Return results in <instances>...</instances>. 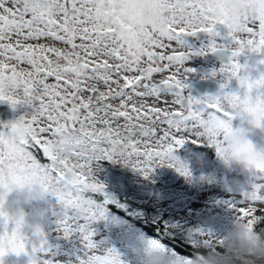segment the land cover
Listing matches in <instances>:
<instances>
[{
	"label": "snow or ice",
	"instance_id": "1",
	"mask_svg": "<svg viewBox=\"0 0 264 264\" xmlns=\"http://www.w3.org/2000/svg\"><path fill=\"white\" fill-rule=\"evenodd\" d=\"M31 2L46 10L36 14L29 0L23 6L21 0H0V100L12 107L36 101L31 116H21L5 125L9 131H0V258L24 253L28 264H57L59 256L40 226L33 227L34 239L29 240L21 232L23 217L10 218L4 210L5 191L36 170L67 185V192L56 196L60 210L53 213L55 231L64 238L78 236L79 250L72 253L78 264H123L115 249L100 247L93 239L91 225L103 213L91 194L102 193L105 186L92 165L124 157L147 177L154 163L177 166L172 153L185 141L206 140L214 147L213 125L221 117L231 118L227 106L239 97L233 92L186 95V74L194 70L183 63L186 52L179 38L196 32L218 35L214 26L220 24L228 29L233 57L245 48L259 51L264 48V0ZM236 4L255 7L233 15ZM48 40L54 43L41 42ZM218 47L224 45L210 40L202 51ZM242 67L230 57L218 69L223 74L220 87ZM154 75L162 78L154 80ZM245 86L249 92L264 87V74L247 78ZM248 169L250 188L227 206L246 230L257 231L264 224V160L250 161ZM178 170L187 174V169ZM192 232L189 257L197 245L219 248L210 232Z\"/></svg>",
	"mask_w": 264,
	"mask_h": 264
},
{
	"label": "rangeland",
	"instance_id": "2",
	"mask_svg": "<svg viewBox=\"0 0 264 264\" xmlns=\"http://www.w3.org/2000/svg\"><path fill=\"white\" fill-rule=\"evenodd\" d=\"M218 32L217 30L216 33ZM250 53L251 51L247 48L238 53V55L248 54L243 60L236 58L243 65L238 75L257 79L261 74H264V63L257 62L252 55L249 57ZM212 64L211 62H203V60L194 56L191 65L186 64L194 71L186 74L184 82L194 81L200 75L213 77L210 75L213 71L205 72V67L212 66ZM161 78L160 75L153 77L154 80ZM222 78V73L220 75L216 73L215 79L219 85L223 82ZM218 92L242 94L243 89L240 88L237 79L231 77L224 88L219 87L217 91L209 95H215ZM184 93L187 94L186 89H184ZM251 94L254 96L259 94L264 99V87L254 89ZM168 99L171 101L172 98L169 97ZM3 101L9 103L6 100H0V103ZM148 103L151 105L153 103L152 99H149ZM35 104L36 101H33L32 105L17 103L15 107H12L14 108L12 118L11 116L0 118V131H9L5 125L14 122L21 116L25 118L31 116ZM9 106L11 105L9 104ZM155 106L164 107L161 103H156ZM1 111H3V108ZM0 114L2 113L0 112ZM234 121L237 123H234ZM119 122L123 123L122 120ZM237 125L247 130L248 138L256 148L264 149V124L257 127L250 123L246 114L242 113L240 116L233 118V126ZM178 148H175L172 153L176 158L177 166L170 167L168 163H154L151 165V171L147 177L139 170L124 166L119 160H108L110 165L107 167L96 162L100 167L95 175L99 181L105 183L102 193L108 199L114 200V183L120 187L124 199L129 195L137 198V201L150 197L151 199L149 200L155 203L156 208L171 212V221L175 224L176 232H185L181 233L182 236L177 237V239H175L176 237L170 238L168 241L162 240V237L141 236L135 231L128 229L126 224L114 221L112 214L107 212L102 206H99L103 214L100 218L93 221L91 225L94 233L93 239L100 247L115 249L123 264H139L143 253L142 246L146 242L157 243L159 248L165 253L172 252L177 254L167 242L177 240L180 244H190V241L194 239L195 233L192 232L194 229L210 232L214 237L222 234L232 218L226 214L234 213V210L229 208L227 203L238 201L241 198V191L247 190L251 186L253 176L250 169L235 165L225 167L218 156L211 161L202 153H195L184 162L175 153ZM178 168L187 169V174H184ZM215 173L218 174V177H214ZM208 178L213 180L209 181ZM124 181H129V185H124ZM153 188L157 192L156 195H153ZM7 205H11L14 211L19 208L25 212V223L21 228V232L25 236L34 226L39 225L44 233H48L47 241L51 251L55 252L59 257L73 258L72 253L79 250L80 243L76 234L64 238L55 231L54 221L56 216L53 213L59 212L60 205L54 195H48L42 200L24 203L15 199V191H13L5 201L4 207ZM26 226H28V231H24ZM7 255L8 253L0 258L3 264H6ZM12 255L13 264H28V256L24 253L19 255L13 253ZM179 256L181 259L187 257Z\"/></svg>",
	"mask_w": 264,
	"mask_h": 264
},
{
	"label": "clouds",
	"instance_id": "3",
	"mask_svg": "<svg viewBox=\"0 0 264 264\" xmlns=\"http://www.w3.org/2000/svg\"><path fill=\"white\" fill-rule=\"evenodd\" d=\"M24 0H21L23 6ZM29 6L35 7L36 14L46 10L45 5L33 4L29 0ZM56 7V5H52ZM255 6L245 4H236L232 6L233 15L237 12L243 13L246 9L251 12ZM142 39V37L137 38ZM242 94L235 93L238 101H233L228 107L231 112V118L221 117L220 121L213 125L214 127V149L225 167L240 166L249 167L252 160H264V149L256 148L248 138V132L245 128L237 125L233 126V118L246 114L250 123L258 126L257 122H264V104L258 103L257 96L246 88L247 76L236 75ZM215 78V77H213ZM259 78V77H258ZM257 78V79H258ZM204 143H207L205 140ZM218 144L219 151H216ZM124 166L131 167L130 162L124 157H118ZM163 163H168L164 161ZM100 167L99 164L92 165L93 174ZM7 169L4 175L7 176ZM96 176V175H95ZM67 185L57 183L54 179H50L46 173L33 170L25 174V178L11 186L10 190H6L4 194V204L10 193L15 191V199L30 203L36 200H42L48 195H62L67 192ZM5 212L10 218L24 217L25 212L17 209L9 213L4 207ZM230 215L232 218L223 233L216 236V240L220 242L219 248L215 249L203 248L197 245L193 249L194 254L191 257L181 259L179 254L172 252L165 253L157 243L146 242L142 248L143 253L139 260V264H264V231H248L243 226L242 221L235 218V214ZM57 264H78L74 258L57 257Z\"/></svg>",
	"mask_w": 264,
	"mask_h": 264
},
{
	"label": "trees",
	"instance_id": "4",
	"mask_svg": "<svg viewBox=\"0 0 264 264\" xmlns=\"http://www.w3.org/2000/svg\"><path fill=\"white\" fill-rule=\"evenodd\" d=\"M2 108L3 111H1ZM0 112L2 113L0 114V118L3 116H11L12 118L14 108L9 106V103L3 101L0 103ZM234 123L237 122L234 121ZM175 153L177 157L184 162H186L185 160L190 158L195 153H202L211 161L215 160L217 157L214 147H210L206 143L193 144L191 141H185L183 145L175 150ZM39 155L40 159L43 161L44 158L42 154ZM97 163L104 167L110 165L108 160H100L97 161ZM214 177H218V174L215 173ZM208 180L211 181L213 179L208 178ZM103 184L105 186L104 182ZM123 184L128 186L129 181H124ZM114 185V200L108 199V197L103 193L91 194L97 205L102 206L107 212L112 214L114 221L126 224L128 229L135 231L141 236L162 237V240L166 241L175 237V239H177V237L182 236L181 233H185L184 231H179L178 233L176 232L175 224L171 221V212L169 210L156 208L155 203L152 200H149L151 199L150 197L137 201V198L129 195L126 199H124L120 187H118L116 183H114ZM152 192L153 195L157 194L155 189ZM261 229H264V224L258 225L256 230L260 231ZM167 243H169L172 247L171 249L179 255L189 257L192 252L190 244H180L177 240ZM216 250L222 251L221 248H217Z\"/></svg>",
	"mask_w": 264,
	"mask_h": 264
},
{
	"label": "flooded vegetation",
	"instance_id": "5",
	"mask_svg": "<svg viewBox=\"0 0 264 264\" xmlns=\"http://www.w3.org/2000/svg\"><path fill=\"white\" fill-rule=\"evenodd\" d=\"M7 6H11V3L9 2V4ZM217 30L219 32H218V35H215V36L210 35L209 33H206V32H196V33L191 34V35H181V37L179 38L180 47L182 49H184L185 52H186V59L183 61L184 65H186V64H190L191 65L192 58L194 56H196V57L200 58L201 60H203V62H211V63H213L212 66L205 67V72L209 73V72H212L214 70H217L216 73H218V75H220V72L218 71L219 66L227 64L228 62L227 63H222L221 62L222 60L220 61V60H216L214 58L213 59L209 58V57H207L206 53L211 52V51H208V52H203L202 51V48L206 47L210 40L215 41L218 45H220V44L224 45V47H218L217 49L226 50L228 52V58L231 57L232 59L236 60V58L238 57L241 60H243V58L245 59L248 56V54H245V55L244 54H240V55L237 54L236 56L233 57L232 56V48L234 47V45L231 44V37L226 35L228 29L224 25L217 24V25L214 26V32H217ZM189 36H190L191 42H190V39L187 38ZM30 42L35 43V41H30ZM41 42L54 43L51 40L41 41ZM192 42L194 43V45L196 47H199L201 49V51L197 50L196 47H194L192 45ZM57 46L64 47V45H61V44H58ZM157 51H162V50L157 49ZM259 51H251V53L249 54V57H250V55H252L253 58L257 62L264 61V59L257 57V54L259 53ZM224 58H225V55L223 53H221V59H224ZM21 66L22 67H26V68L29 67L28 65H21ZM154 76H157V75H154ZM201 78H210V79L216 80L213 77H207L206 75H200V76H198L196 78V80H194V81L189 80L185 84H187L188 82H196V81H198ZM217 80H218V78H217ZM186 93H187L186 95L189 94L187 89H186ZM199 96H204V95H196L194 97H199ZM5 208H7L9 213H12L14 211V208L11 205H7ZM12 226H13L12 225V221L10 220L9 221V225H8L9 230L11 229ZM32 229H31V231L26 233V236L28 237L29 240H33L34 239V237L32 235ZM2 231H3V226L0 225V232H2ZM24 231H28V226L25 227ZM45 235H46V239H47L48 233L45 232ZM26 247L30 251L31 245H27ZM12 254L13 253H11V252L8 253V255L6 257V264H13V255Z\"/></svg>",
	"mask_w": 264,
	"mask_h": 264
},
{
	"label": "water",
	"instance_id": "6",
	"mask_svg": "<svg viewBox=\"0 0 264 264\" xmlns=\"http://www.w3.org/2000/svg\"><path fill=\"white\" fill-rule=\"evenodd\" d=\"M187 38L190 39V36ZM190 42H191V39H190ZM192 45L196 47L193 42H192ZM196 49L201 51L199 47H196ZM221 53L225 55L224 59H221ZM206 54H207V57L209 58H212V59L214 58L220 61L222 60L221 61L222 63L229 62L228 52L224 49H217L215 51H211ZM257 57L264 59V48L260 49L259 53L257 54ZM219 87H220L219 83L216 80H213L210 78H201L196 82H188L186 84V89L191 96L209 95L217 91Z\"/></svg>",
	"mask_w": 264,
	"mask_h": 264
},
{
	"label": "built area",
	"instance_id": "7",
	"mask_svg": "<svg viewBox=\"0 0 264 264\" xmlns=\"http://www.w3.org/2000/svg\"><path fill=\"white\" fill-rule=\"evenodd\" d=\"M153 77H155V76H153ZM156 80H158V79H156Z\"/></svg>",
	"mask_w": 264,
	"mask_h": 264
}]
</instances>
